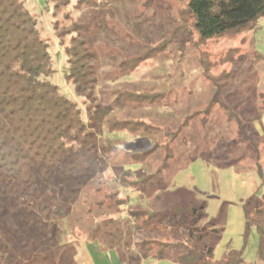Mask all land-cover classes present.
<instances>
[{
  "label": "rangeland",
  "instance_id": "obj_1",
  "mask_svg": "<svg viewBox=\"0 0 264 264\" xmlns=\"http://www.w3.org/2000/svg\"><path fill=\"white\" fill-rule=\"evenodd\" d=\"M26 5L36 14L40 33L50 44L57 68L52 81L77 102L86 120L94 105L113 103L123 90L140 91L152 86L154 91L166 94L160 104L116 111L119 119H143L154 124L158 129L152 134L101 136L100 145L145 150L154 141L166 143V130L176 131L188 115L203 110L215 98L211 113L197 114L183 126L171 143L172 158L165 161L164 147L155 153L151 167L166 179V188L138 203L130 202V207L150 206L166 216H170L174 205L203 207L208 213L206 217L213 218L220 229L215 257L221 258L229 244L230 248L243 249L247 262H255L259 237L254 227L247 233L243 204L253 191L255 173L251 170L255 168L254 141L258 140L254 121L261 123L259 109L264 107V60L257 56L264 54V27L256 32H242L235 38L201 40L192 21L184 22L180 13L185 4L178 0H114L105 16L104 29L95 25L101 21L96 11L65 9L56 18H62L70 10L75 20L93 24L86 37L99 54L94 61L96 99L85 101V96L76 93L65 78V55L53 28L52 5L45 0H26ZM160 43H165L166 49L160 53L152 51V46ZM230 48L240 49L237 61L224 63L222 59ZM145 54L150 56L138 69L121 72L123 60ZM223 71L233 73V84L216 94L209 77ZM226 108L238 114L240 122L235 117L230 119ZM118 176L109 163L68 177L60 176L59 183L54 178L55 183L42 189L41 194L34 192L35 197L28 192L26 196L10 197L0 187V264H21L33 253L55 250L50 235L53 244L58 245L56 250L62 253V264H68L66 258L71 256L77 264L87 260L95 264H177L169 258L160 262L141 260L138 255L135 248L138 240L164 239L162 231L146 230L131 237L124 234L119 241L107 237L106 231L113 229L112 219H120L124 230L131 226L127 206L118 213L106 202V196L119 189ZM40 197H45V202H51L52 198L61 201L65 217L58 219L57 224L46 220L41 213ZM100 201L104 203L100 205Z\"/></svg>",
  "mask_w": 264,
  "mask_h": 264
},
{
  "label": "trees",
  "instance_id": "obj_2",
  "mask_svg": "<svg viewBox=\"0 0 264 264\" xmlns=\"http://www.w3.org/2000/svg\"><path fill=\"white\" fill-rule=\"evenodd\" d=\"M45 1L53 8V28L65 55V78L76 93L85 96V101H95L93 88L97 68L94 61L99 54L86 37L92 32L93 24L75 20L70 10L62 18L56 16L70 8L93 10L101 20L95 25L104 29L107 26L105 16L114 0ZM180 1L185 4L180 13L184 22L192 21L201 40L235 38L242 32L254 30L264 18V0ZM166 47L165 43H160L152 46V51L160 53ZM239 51V48H230L222 61L236 62ZM149 56L145 54L123 60L121 72L135 71ZM257 56L264 60V54L258 53ZM204 72L208 74L207 68ZM56 73L50 44L41 35L37 16L27 7L26 0H0V187L7 195L17 197L29 193L35 197L36 192L41 194L42 189L49 187L51 182L55 183L54 178L59 183L60 176L68 177L90 171L96 165L111 163L119 174V189L108 194L106 202L118 213L127 206L131 226L124 230L120 227V219H112L113 229L106 231L107 237L119 241L124 234L131 237L146 230H159L166 235L164 239H139L135 248L141 260L160 262L169 258L177 264H264V170L256 147L260 140L254 141L258 154L254 169L260 183L243 204L247 233L254 227L259 237L255 262H247L243 249L230 248L229 245L221 258L215 257L220 229L213 218L206 217L208 213L203 207L174 205L170 208V216L150 206L130 207L131 203H138L166 188V179L158 169L151 167L155 153L164 147L165 161L172 158L171 143L183 126L197 114L211 113L215 98L203 110L188 115L176 131L166 130V143L154 141L148 149L127 150L117 144L100 145L99 137L115 138L142 132L150 135L158 127L143 119H119L116 111L160 104L166 94L154 91L152 86L140 91L123 90L115 96L113 103L94 105L86 120L77 102L52 81ZM209 78L219 94L233 84L234 75L223 71ZM262 95L264 99V93ZM226 110L230 119L235 117L240 122L238 114L229 108ZM259 111L262 114L264 107ZM122 152L125 159H121ZM129 193L136 197L133 199ZM40 198L41 213L45 214L46 220L56 223L65 217L66 210L61 201L52 198L51 202H45V197ZM103 203L100 201V205ZM48 237L55 250L33 253L21 264H62V253L56 250L58 245L53 244L52 235ZM66 259L68 264H77L73 256Z\"/></svg>",
  "mask_w": 264,
  "mask_h": 264
},
{
  "label": "crops",
  "instance_id": "obj_3",
  "mask_svg": "<svg viewBox=\"0 0 264 264\" xmlns=\"http://www.w3.org/2000/svg\"><path fill=\"white\" fill-rule=\"evenodd\" d=\"M263 27H264V18L260 19V22H259L258 26L254 30H251V31L252 32H256L257 29H260V28H263ZM261 116H262L261 123L258 122L257 120L254 121L257 124V127L254 130L256 132L255 134L257 135L256 138L258 140H260V143L256 147L258 148L257 152H259V154L261 156L260 162H261V164L263 166V170H264V113L260 114V117ZM257 156H258V154H256V157ZM251 171H253L255 173V176L252 178V179H254V186H253V191L250 194H248V196L251 195L254 192V190H256L258 184L260 183V178L257 175L256 171L254 169H252ZM263 189H264V186H263ZM245 200H246V198H245ZM80 264H95V263L93 262V260L92 261L91 260H87L86 263L84 261L83 262L80 261Z\"/></svg>",
  "mask_w": 264,
  "mask_h": 264
}]
</instances>
